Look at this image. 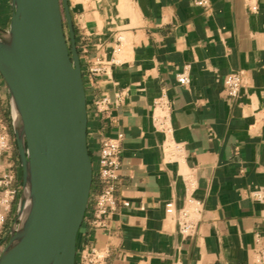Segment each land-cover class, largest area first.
<instances>
[{
    "label": "crops",
    "instance_id": "crops-1",
    "mask_svg": "<svg viewBox=\"0 0 264 264\" xmlns=\"http://www.w3.org/2000/svg\"><path fill=\"white\" fill-rule=\"evenodd\" d=\"M208 2L68 0L95 167L76 264L94 247L105 264H264V0ZM11 17V0H0V27ZM95 65L102 73L93 76ZM182 72L187 86L177 80ZM235 72L242 88L232 98L224 81ZM103 97L110 104L100 114ZM0 117L15 144L1 75ZM119 135L117 205L95 228L99 141ZM7 171L18 194L9 209L0 205V255L22 188L15 148L0 156V177ZM169 202L176 216L167 215ZM184 208L195 225L189 235L181 232Z\"/></svg>",
    "mask_w": 264,
    "mask_h": 264
},
{
    "label": "water",
    "instance_id": "water-1",
    "mask_svg": "<svg viewBox=\"0 0 264 264\" xmlns=\"http://www.w3.org/2000/svg\"><path fill=\"white\" fill-rule=\"evenodd\" d=\"M11 6L9 28L0 27V75L10 95L22 188L0 264H76L93 163L68 0H11Z\"/></svg>",
    "mask_w": 264,
    "mask_h": 264
},
{
    "label": "built area",
    "instance_id": "built-area-1",
    "mask_svg": "<svg viewBox=\"0 0 264 264\" xmlns=\"http://www.w3.org/2000/svg\"><path fill=\"white\" fill-rule=\"evenodd\" d=\"M196 4L200 7H207L208 0H196ZM90 73L93 76L102 73L100 65H95L90 69ZM179 84L187 86L190 84V78L186 72L179 73L177 75ZM225 91L229 97H237L242 88L241 73L235 72L227 75L224 81ZM165 96L161 97L157 105H162ZM110 104L108 97H103L96 101L95 107L98 113H104L107 111ZM121 140L122 135L117 138L108 136L101 137L99 141V156H98V177L102 185V191L96 199V205L92 213L93 226L95 228H104L106 226V217L115 209L117 205L115 190V183L119 179V172L121 167ZM14 144L11 141L10 134L7 132L6 126L0 117V156L5 155L12 151ZM93 163V179H94V162ZM15 180L14 173L7 171L0 177V189L3 190V195L0 196V205L5 209H9L12 203L16 200L17 190L13 188ZM167 215L176 216L177 210L172 202H169L165 206ZM181 220V232L184 235L191 234L195 225L191 220L190 211L184 208L179 213ZM5 223V216L0 214V229ZM107 255L103 250L98 248H92L86 252L81 260V264H105Z\"/></svg>",
    "mask_w": 264,
    "mask_h": 264
},
{
    "label": "rangeland",
    "instance_id": "rangeland-1",
    "mask_svg": "<svg viewBox=\"0 0 264 264\" xmlns=\"http://www.w3.org/2000/svg\"><path fill=\"white\" fill-rule=\"evenodd\" d=\"M65 31H66V28H65ZM67 34V33H66ZM14 139H15V137H14ZM15 141V140H14ZM15 144H14V148H15V150H16V152H17V145H16V141L14 142ZM18 160H19V157H18ZM20 162V161H19ZM9 240V239H8ZM8 240L7 241H5V243H4V245H3V249H4V247L7 245V243H8Z\"/></svg>",
    "mask_w": 264,
    "mask_h": 264
},
{
    "label": "trees",
    "instance_id": "trees-1",
    "mask_svg": "<svg viewBox=\"0 0 264 264\" xmlns=\"http://www.w3.org/2000/svg\"><path fill=\"white\" fill-rule=\"evenodd\" d=\"M17 155H18V152H17ZM18 157H19V155H18ZM19 161H20V158H19Z\"/></svg>",
    "mask_w": 264,
    "mask_h": 264
}]
</instances>
